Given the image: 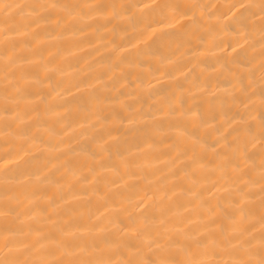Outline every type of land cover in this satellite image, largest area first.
<instances>
[{"label":"clouds","instance_id":"clouds-1","mask_svg":"<svg viewBox=\"0 0 264 264\" xmlns=\"http://www.w3.org/2000/svg\"><path fill=\"white\" fill-rule=\"evenodd\" d=\"M0 264H264V0H0Z\"/></svg>","mask_w":264,"mask_h":264},{"label":"bare ground","instance_id":"bare-ground-1","mask_svg":"<svg viewBox=\"0 0 264 264\" xmlns=\"http://www.w3.org/2000/svg\"><path fill=\"white\" fill-rule=\"evenodd\" d=\"M217 11H223L219 6H217ZM16 17L15 11L11 12L8 14L6 19L8 20H13ZM135 23H140V20L137 18ZM120 29L127 30L128 25H119ZM158 31L162 30H157L153 29L152 32L148 33L147 36L145 37V40L148 42L149 49L151 50H156L158 49L159 45L161 42H167L170 38H175V39H183L185 34L191 33L192 32V22L191 21H184L181 20L177 22L175 25H173L169 30H167L163 35H157ZM105 38H108V35L105 34ZM85 39H88L86 37ZM118 43H124L125 41H117ZM234 53V50L226 46L224 49V53L222 54L221 58H226V57H232ZM261 53L255 52L252 53L251 58L252 60H256L260 57ZM88 56V57H95L93 60V63L96 62H104L107 60V58L110 56V53H105L103 51V46L102 45H97L95 48H85L83 52L76 54L73 59L72 63H80L81 62V57ZM211 64V61H209ZM60 107V106H57ZM129 195H135L134 192H130ZM148 201H145L143 207H146ZM43 206V205H41ZM88 205L81 203V202H76L71 205H69L70 208H72L74 211L79 209V208H86ZM67 218V217H66Z\"/></svg>","mask_w":264,"mask_h":264}]
</instances>
